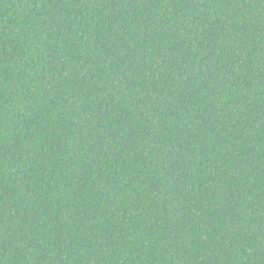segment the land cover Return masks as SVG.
Segmentation results:
<instances>
[{
    "label": "trees",
    "instance_id": "16d2710c",
    "mask_svg": "<svg viewBox=\"0 0 264 264\" xmlns=\"http://www.w3.org/2000/svg\"><path fill=\"white\" fill-rule=\"evenodd\" d=\"M0 264H264V0H0Z\"/></svg>",
    "mask_w": 264,
    "mask_h": 264
}]
</instances>
